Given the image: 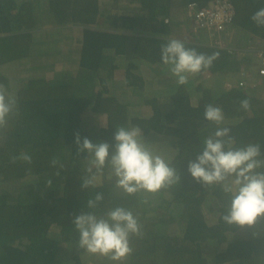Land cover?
I'll use <instances>...</instances> for the list:
<instances>
[{
  "label": "trees",
  "instance_id": "obj_1",
  "mask_svg": "<svg viewBox=\"0 0 264 264\" xmlns=\"http://www.w3.org/2000/svg\"><path fill=\"white\" fill-rule=\"evenodd\" d=\"M125 1L111 0L109 5L116 4V11L103 15L98 0H0V64L38 49L43 50L41 62L50 73L26 78L9 92L17 104L8 127L0 131V264H84L86 252L77 247L79 233L72 221L81 211H91L87 200L97 192L104 195L95 209L98 215L123 206L141 225L142 234L130 238L133 251L128 264H264V218L252 227L227 225L221 216L229 197L219 186L203 187L187 171L188 161L202 151L209 128L215 127L203 116L208 104L222 109L224 120L215 129L230 128L235 147L259 143L264 153V96L237 88L222 89L214 96L207 86L197 85L200 94L192 104L189 87L193 83L175 86L172 82L173 92L164 91L166 99L158 87L159 92H143L135 101V87L141 93L145 83L155 84L154 77L166 70L160 49L169 40L183 41L198 53L219 52L206 69L215 73L236 70L240 61L236 54L230 55L236 51L233 48L218 50L193 43L177 30V14L188 1L202 7L210 0ZM232 2L235 25L264 43V26L251 20L264 7V0ZM40 8L59 29L85 24L80 41L75 38V46L61 39L39 45L31 29L36 22L33 13H40ZM172 11L176 20L169 17ZM57 42L63 47L54 45ZM105 53L125 60V69L107 66L110 60ZM38 56L39 52L31 59ZM248 58L243 55L241 63ZM62 64L65 67L51 69ZM119 70L123 81L117 76ZM0 83L6 84L7 79L0 75ZM126 86L133 88L125 92ZM244 99L250 102L247 110L240 107ZM134 106L140 109L135 114ZM199 120L206 123V131ZM163 125L175 148L166 160L181 180L154 194L170 193V200L158 198L152 206H144L152 194L122 193L107 167L96 175L95 187L81 188L87 153L77 154L76 132L81 139L111 144L116 127L136 126L146 137ZM21 153L31 155L32 163L13 162L12 157ZM54 158L60 162L56 166L51 165ZM149 210L156 217L145 216ZM173 225L181 227L178 234L170 230Z\"/></svg>",
  "mask_w": 264,
  "mask_h": 264
},
{
  "label": "clouds",
  "instance_id": "obj_2",
  "mask_svg": "<svg viewBox=\"0 0 264 264\" xmlns=\"http://www.w3.org/2000/svg\"><path fill=\"white\" fill-rule=\"evenodd\" d=\"M109 1L111 3V0ZM213 1L210 0L204 6L213 3ZM187 3L185 10L181 12L182 20H180L177 30L181 29L184 21H189L191 38L187 36V30L185 29L184 31L182 27V33L186 35L188 41L217 48L218 50L226 49L228 51L234 48L227 41H224L223 38L225 33L234 31L235 5L233 2L234 14L231 22L222 31L213 36H209L204 31H195L193 29L192 19L187 13ZM107 8H110V5L106 3L100 6L99 10L106 14L105 10ZM33 14L36 22H38V24L35 22V25L31 29L35 34V40L41 46L52 45L53 42L57 41V38H45L44 35L41 38L40 32L38 31L45 27L39 22L41 18L40 13L35 12ZM169 17L176 20L174 12L170 13ZM164 20L167 21V18ZM251 20L257 26H264V7L253 13ZM53 25L56 26L57 24L53 23ZM84 26L85 24H83ZM92 27L98 26L93 25ZM81 37L82 32L78 38L79 41ZM250 37H253L252 40L258 38L252 35ZM257 48L264 49L262 46H257L251 50H243L240 52L241 56L245 54H250L251 56L244 63H238L236 70H224L216 73L206 69L210 68L213 61L219 58V52H213L210 55L198 53L196 49L187 48L183 41L177 39L169 40L166 44L161 45L160 52L162 62L168 65L167 70L169 69L171 72L169 81H176L175 86L177 84H187L189 76H195L199 73V76L204 79L209 78L213 74L224 75L227 77L222 80L224 81L222 89L237 88L247 94L251 93L250 95L255 91L263 97L264 79L254 87L238 85L241 68L248 69L252 73L254 72L255 56L253 55ZM35 51V49L31 50L29 55L22 56L15 61L21 62L23 59L29 57L31 65L28 71L32 70L37 73L47 72L45 65L42 64L40 66L36 63V60L33 61L31 59L36 54L34 53ZM38 52L41 54L43 50H38ZM231 54L237 53L230 51ZM13 62L0 64L6 71V73L0 72V75L7 79L6 84L0 83V131L8 127L9 119L15 114L16 110V98L5 87L8 86L12 78L9 72H13L16 69L10 68ZM50 63H52L51 60ZM251 64H253L252 68H250ZM63 67L65 65L62 64L55 68ZM26 78H23V80ZM154 78L156 80L158 79L157 76ZM197 85L203 84L197 83L195 87ZM206 86L214 96L218 95L222 90L215 91L209 85ZM162 89L160 92L162 95L160 96L164 95L163 92L167 88ZM196 90L198 89L196 88ZM172 92L169 90V94ZM199 94L200 92L196 97V101ZM191 103L195 104L196 102ZM240 107L244 110L249 109V100H242ZM203 116L206 121L218 126L224 120L222 109L212 104L205 106ZM200 122L201 120L198 121V123ZM165 128L163 125L145 137L144 135L142 136V131L139 127L119 126L115 128L113 142L111 144L108 142L93 143L88 137L81 139L80 133L76 132L74 134V143L77 154L87 153L85 156L87 160V167L85 168L86 175L82 177L81 188L88 189L89 187H95L96 177H98L96 175L106 167L111 170V174L115 179V187L126 195L151 193V196H157L154 193L179 183L181 180L180 175L170 161L166 160L167 155L174 152L175 148L168 142V135L164 133ZM230 133L231 129L228 127H217L210 133L202 141V151L196 155L194 160L190 159L188 161L187 171L203 187L219 186L220 190L229 197L228 203L225 205L226 210L221 216V220L224 223L227 225H236L240 228L246 226L252 227L259 219L264 218V153H262L259 143H248L235 147L234 138ZM144 140L146 142H143ZM149 148L154 149L156 152H163L164 154L161 156ZM17 159L29 164L32 163V157L27 153H21L18 157H12L13 162ZM59 163V160L56 158L51 160L52 166H56ZM60 167H63V165L61 164ZM151 196L148 199L151 202H147L144 206H152L155 203L156 200L153 201ZM103 199V193L97 192L94 198L87 200L86 207L91 211H81L78 215L74 216L72 223L79 233L77 247L89 254L103 256L111 261L120 262L132 253L133 249L130 246V238L133 235L140 236L142 234L141 225L133 212L123 206H116L108 209L102 215H98L95 209L98 208ZM151 211L154 210H149L145 213V216L156 217L155 214L148 215ZM52 230L54 231V228Z\"/></svg>",
  "mask_w": 264,
  "mask_h": 264
},
{
  "label": "rangeland",
  "instance_id": "obj_3",
  "mask_svg": "<svg viewBox=\"0 0 264 264\" xmlns=\"http://www.w3.org/2000/svg\"><path fill=\"white\" fill-rule=\"evenodd\" d=\"M40 2H43L44 0H39ZM121 1H125V0H121ZM126 2V1H125ZM107 4H111L110 1L107 2ZM116 5V4H115ZM115 5L113 3V5H111L110 8H107L105 10L106 14H112L114 13L116 10H115ZM132 6V4H131ZM119 9V8H118ZM123 9H126L123 7ZM103 15H105V13H103ZM40 16L43 18L44 17V12L42 11V9L40 8ZM177 17H178V21L182 20V14L179 13L177 14ZM176 17V19H177ZM171 18V17H170ZM172 20H174L173 18H171ZM67 26H70L69 24H66ZM65 26V28H67L68 30L66 29H62L61 31V40L64 41L65 43H69L71 45H74L75 46V41L80 37L81 35V32H82V27H83V24H73L72 26L70 27H67ZM183 28H184V31L185 29L187 30V36L189 38L192 37L191 33L189 32V21H184L181 25ZM180 26V27H181ZM182 27L181 29H179L178 31L182 32ZM57 31V27L56 26H52V24H48L44 29H41L40 31V35H48L50 32H56ZM37 33V32H36ZM57 34L54 33L53 36L55 37ZM250 36L248 34V32L243 29L242 27H240L239 25H235L234 26V31L233 32H230V33H225L223 38H224V41H227L229 43V45L231 47H235V46H242V45H246V44H251V46L253 44L255 45H261V41H251L249 40L250 39ZM76 38V40H75ZM255 40V39H254ZM250 41V42H249ZM226 44V42H224ZM56 46L58 47H63V45L61 43H58L56 44ZM38 52V49H36V51L34 53H37ZM105 55H108L109 57V60L110 62H108L106 65L109 66L110 64H116L118 65L119 69H125V60L117 57V56H114L113 54H109V53H105ZM43 54H39V56L36 58V63L38 65H42V62H41V58H42ZM29 57H27L26 59H23V61L21 62H17V61H14L13 64L11 65L10 68H16L13 72H9V75L12 76L11 80H10V83L8 84L9 88H8V92H13L15 89H18V87L21 85V81L23 80V78L25 77H32V76H37V75H42V76H50V73L49 72H41V73H37L35 71H28L29 67H30V62H29ZM137 62V61H136ZM58 67V65H57ZM23 68V69H22ZM55 66L53 65L51 67V69H54ZM0 72L2 73H6V71L4 70L3 66H0ZM117 72V76L122 78L120 73L122 74V70L120 71H116ZM148 71L144 72V73H148ZM200 74V73H199ZM153 77V76H152ZM159 78V76H157ZM227 76H224V75H211L209 78L207 79H204L202 78L201 76L197 77L196 80H193L190 78H188V82L187 84L190 85L191 83H193L190 87H189V93L191 95L190 99L193 103L196 102V97L199 93L198 90H196V87L195 85L197 83H201L203 85H209L211 89H214L215 91H219L223 88L224 86V81H222L224 78H226ZM146 78V77H144ZM153 79V78H152ZM9 80V78H8ZM123 81V78L121 79ZM157 82H155V84H148V83H145V86L143 88V90H141V93H138V87H135V95L134 96H137L135 98V101L138 100L140 98V96L142 94H144L143 92H148L152 89L156 90L157 92H159V90L157 89L158 87L160 88H164V86L160 83H158V79L156 80ZM6 86V88L8 87ZM96 88V87H95ZM133 88L132 86H130L129 88L126 86L124 89H125V92H128L129 89ZM174 88V86L172 87V89ZM170 88H167L165 90H168L169 91ZM140 90V89H139ZM164 90V91H165ZM164 94V92H163ZM159 95H162L161 93ZM166 99V95L164 94L163 95ZM163 100V99H162ZM137 108V109H136ZM135 108L134 106V111L133 113H137L140 111L139 107L137 106ZM206 123H203L201 122V128H203L204 131H206V126H205ZM216 127V125H215ZM215 127H211L209 128L210 130V133H212L214 130H215ZM151 151H153L154 153H157L159 155H163L164 153L163 152H156L154 149H151L149 148ZM153 198V201L154 200H157L158 198H165L166 200H170L171 199V196L169 194H161L160 196H151ZM152 205V204H150ZM171 207V206H170ZM155 212L154 211H151L148 213V215H154ZM181 229V227H179L178 225V228H177V225H173L170 230L172 232H174L175 234H178L179 233V230ZM53 231V230H52ZM54 234V232H53ZM83 258H84V264H94V262H96V264H128V259L127 257L123 260V261H120V262H114V261H111L109 260L108 258L106 257H103V256H99L97 255V257L95 255H92V254H89V253H85L83 255Z\"/></svg>",
  "mask_w": 264,
  "mask_h": 264
},
{
  "label": "built area",
  "instance_id": "obj_4",
  "mask_svg": "<svg viewBox=\"0 0 264 264\" xmlns=\"http://www.w3.org/2000/svg\"><path fill=\"white\" fill-rule=\"evenodd\" d=\"M187 13L193 22L195 31H204L209 36L222 31L231 22L234 14V6L231 0H214L207 6L199 7L196 2L187 3ZM254 72L241 68L239 72V86H256L264 79V49H255ZM252 65L250 68H252Z\"/></svg>",
  "mask_w": 264,
  "mask_h": 264
},
{
  "label": "crops",
  "instance_id": "obj_5",
  "mask_svg": "<svg viewBox=\"0 0 264 264\" xmlns=\"http://www.w3.org/2000/svg\"><path fill=\"white\" fill-rule=\"evenodd\" d=\"M109 0H98V6H102V5H104V4H106L107 2H108ZM40 23H42L43 24V26L44 27H46L48 24H52V26H54L53 25V21L51 20V17L50 16H45L44 15V17L42 18H40V21H39ZM36 24H38V22H36ZM64 26H67V25H64ZM56 27H57V31L56 32H50L48 35H46L45 36V38L47 37V38H52V37H54L53 36V34L54 33H56L57 35L55 36L56 38H57V41H58V39H61V31H62V29H66V30H68L67 28H61V29H59L58 28V26L56 25ZM68 27V26H67ZM41 38H42V35L40 36ZM253 39V37H250V39L249 40H252ZM253 41H261V40H259L258 38H256L255 40H253ZM250 42V41H249ZM58 44V43H57ZM257 46H259V45H255V44H253L252 46H251V44H246V45H242V46H236V47H234L233 49H235L236 51L235 52H237V54L235 55V58L238 60V61H242L243 60V56H241V54H240V52L241 51H243V50H245V51H247V50H251L252 48H255V47H257ZM260 46H262V47H264V43L263 42H261V45ZM244 56H246V57H250L251 55L250 54H245ZM167 68H168V66H167ZM167 68H166V70L163 72V73H161L160 75H159V78H158V82L159 83H161L163 86H164V88L162 89V90H164L165 88H167V83H169V88H170V84L172 83V82H170L169 81V79H170V77H171V72L169 71V69L167 70ZM120 73V72H119ZM197 77H199V74H197V75H195V76H190V78L191 79H193V80H196V78ZM169 81V82H168ZM174 83V85L176 84V81L175 82H173ZM167 85V86H166ZM172 91V90H171ZM96 257H97V255H95ZM95 264V263H94Z\"/></svg>",
  "mask_w": 264,
  "mask_h": 264
}]
</instances>
